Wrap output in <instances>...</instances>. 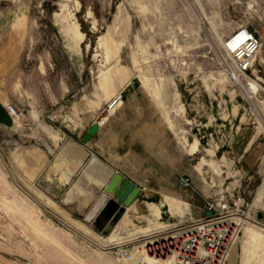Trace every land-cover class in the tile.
Returning a JSON list of instances; mask_svg holds the SVG:
<instances>
[{
    "label": "rangeland",
    "instance_id": "rangeland-1",
    "mask_svg": "<svg viewBox=\"0 0 264 264\" xmlns=\"http://www.w3.org/2000/svg\"><path fill=\"white\" fill-rule=\"evenodd\" d=\"M189 1L194 10L187 0H0V100L21 115L15 128L0 124V264H109L121 246L133 247V264L138 256L150 264L134 248L156 240L146 255L168 257L160 242L202 218L207 198L217 196L247 203L234 247L244 258L248 252L244 264L264 249V0ZM240 25L263 40L245 78L253 98L226 70L220 44ZM131 90L138 99H129ZM125 108L139 120L134 129L147 120L173 137V177L142 179L153 193L140 199L149 220L136 227H158L104 245L96 230L71 221L87 218L59 211V198L39 192L38 177L65 140L80 141L93 120ZM182 175L191 187L180 184Z\"/></svg>",
    "mask_w": 264,
    "mask_h": 264
},
{
    "label": "crops",
    "instance_id": "crops-1",
    "mask_svg": "<svg viewBox=\"0 0 264 264\" xmlns=\"http://www.w3.org/2000/svg\"><path fill=\"white\" fill-rule=\"evenodd\" d=\"M133 91L131 90L127 94L131 96L129 98L131 101L138 99L137 93ZM110 116L107 121L104 116V119H95L90 123L88 128L93 122H98L101 128L88 143H82L81 141L72 139L65 140L58 150L57 157H55L52 163L44 167L38 177L39 192L45 198L50 197L54 201L57 198L60 199L62 204L61 208L53 207L61 212L65 211L72 218H75L77 215H82L85 219L87 218L86 225L88 226L74 219H71V221L74 224L76 223L77 226L85 228L90 233L93 230L89 226L93 228V232L97 231V234L95 233L96 237L106 245L110 242L117 244L123 243L124 240L120 235L125 237L131 234L146 233L150 230L151 225L154 228L158 227V224L149 223L145 226L136 227V222L139 221V218H148L147 212H149L146 211L147 209L144 203L146 200L142 201L140 199L149 193H153L149 185H147V182H143L142 179L172 178L174 170L173 137L170 134L168 135L167 130H164V132L159 131L156 127L151 126L147 120H142L139 123L140 126L134 129L135 124L139 120L136 116H132L130 110H126V108L122 113H119V116L115 118ZM87 129L81 133V136ZM74 147H77L83 153H71V148ZM250 149L248 150L247 148V155L249 156L251 154L254 159L257 154H253ZM39 152H41L40 149ZM37 161L42 162L40 155L37 156ZM79 161L81 162L73 171L75 164ZM50 166L52 167L50 168ZM102 167H105V172L101 170ZM168 169L169 174L163 175L160 173V171L163 172ZM113 171H118L125 178L135 182L136 185L141 187V193L128 207L127 213L117 225L113 226L109 222L97 224L99 213L92 219H89V213L101 194L105 192V187L111 179V173ZM151 172L152 174L149 176ZM83 189L89 190V192L86 193ZM109 196L112 197L111 194ZM204 205L205 214L206 202ZM98 232L105 236L99 235ZM52 238L55 242L62 245L63 242L59 238H56L55 235ZM237 242L238 240L236 244ZM71 251V249H68V252L72 253ZM252 253L253 259L251 252H249L252 260L250 261L251 264H264V249L255 248L252 250ZM243 259H248V252L247 257L244 258L243 253L240 256L236 253L235 248H233L227 264H244ZM135 260L137 258H132L130 259L131 263L127 264H133L132 262ZM138 261L139 264H143L141 260ZM71 262L68 261V264ZM108 262L109 264H122L118 252L116 259L109 260ZM250 262L248 263L246 260L245 264H250ZM84 263L88 264L87 261ZM96 264H105V261L97 260Z\"/></svg>",
    "mask_w": 264,
    "mask_h": 264
},
{
    "label": "built area",
    "instance_id": "built-area-1",
    "mask_svg": "<svg viewBox=\"0 0 264 264\" xmlns=\"http://www.w3.org/2000/svg\"><path fill=\"white\" fill-rule=\"evenodd\" d=\"M260 10L264 13V6H260ZM262 46L263 40L257 30L247 25L238 26L223 38L221 48L225 54L224 65L235 80L239 81L238 77L244 80L246 77L252 78ZM122 99L123 94L113 97L105 111L114 113ZM6 107L13 117L19 114L14 105ZM180 184L189 188L192 180L182 175ZM245 203L243 196L208 198L204 216L192 220L176 230L165 242H160V253L173 257L176 264H227L242 231L243 222L237 217L244 216L241 209ZM122 253L125 255L124 251Z\"/></svg>",
    "mask_w": 264,
    "mask_h": 264
},
{
    "label": "water",
    "instance_id": "water-1",
    "mask_svg": "<svg viewBox=\"0 0 264 264\" xmlns=\"http://www.w3.org/2000/svg\"><path fill=\"white\" fill-rule=\"evenodd\" d=\"M14 118L0 100V124L12 126ZM100 124L93 122L87 131L81 136L82 143H88L95 134L100 130ZM141 193V187L135 182L125 178L120 172H112L111 179L105 187V192L101 194L97 202L89 213V219L97 213V224L109 222L115 226L122 217L127 213L128 207L137 199ZM112 195L110 197L109 195ZM211 212H208L210 214Z\"/></svg>",
    "mask_w": 264,
    "mask_h": 264
},
{
    "label": "bare ground",
    "instance_id": "bare-ground-1",
    "mask_svg": "<svg viewBox=\"0 0 264 264\" xmlns=\"http://www.w3.org/2000/svg\"><path fill=\"white\" fill-rule=\"evenodd\" d=\"M187 2L189 3V5H190V7H191V9L192 10H194V8H193V5L190 3V1L189 0H187ZM196 11V10H195ZM197 12V11H196ZM196 17H197V19L199 20V22L201 23V24H203V22H202V18H200V16L198 15V13H196ZM76 27V33H77V31L79 30V24H76L75 25ZM80 40V39H79ZM222 40H223V38H221V41H220V44H222ZM230 76H231V78L234 80V82L237 84V85H239L240 86V89H241V91H242V93L244 92L245 94H247V96H248V98H253L254 96L252 95V94H249V88L247 87V84L245 83V80L243 79V78H240V77H238L239 78V81H237V80H235L233 77H232V75L230 74ZM254 81H257V79L256 80H254ZM117 96H119V95H117ZM115 97V96H114ZM122 101V100H121ZM121 103V102H120ZM119 103V104H120ZM118 104V105H119ZM9 104H7L6 106H8ZM118 107V106H117ZM116 107V108H117ZM21 115L20 114H16L13 118H14V123H13V125L12 126H8V127H14L17 123H19V120H20V117ZM262 120V119H261ZM72 152H76V153H78V154H82L83 153V151L82 152H80V150L77 148V147H74V148H71V153ZM83 157V156H82ZM81 160V159H80ZM81 161H79L77 164H75V166H74V168H73V171H74V169H76V167H77V165L80 163ZM57 165V164H56ZM52 166H50V168H51ZM55 167V166H54ZM53 170H54V168H53ZM102 171H104L105 172V167H102V169H101ZM50 171H52V170H50ZM55 173V172H54ZM49 178V177H48ZM67 179H68V177H66ZM82 190V189H81ZM84 190V189H83ZM86 193H88L89 192V190H84ZM57 195V194H56ZM237 220H241V222H243V227H242V230H243V228H244V226H245V224H248L247 223V221H248V218H246V217H241V216H238L237 217ZM250 221V220H249ZM90 233V232H89ZM96 237V236H95ZM97 238V240L99 241V242H101L100 240H99V238L98 237H96ZM153 242H156V240H152V241H148V242H146V243H143V244H141V245H137L134 249H138L139 251H140V253H141V257H143V260H145V261H147L148 263H150V264H176L175 263V261H174V259H173V257H166V258H157V257H154V256H151V257H149L148 255H146V254H148L147 253V245L148 244H150V243H153ZM101 243H103V242H101ZM104 245H106L105 243H103ZM133 249V247L132 248H130V249H127V248H125L124 246H121L120 248H119V251H118V253H120L121 254V256L122 257H128V258H130V259H132L133 257H135V258H137V255L136 256H131V254L133 255V252L132 253H130V251ZM125 252V255H123V253L122 252ZM146 252V253H145ZM138 260H142V259H140V256H138Z\"/></svg>",
    "mask_w": 264,
    "mask_h": 264
}]
</instances>
